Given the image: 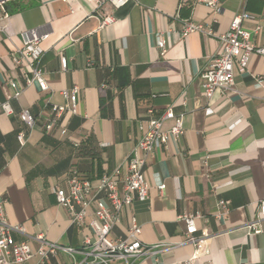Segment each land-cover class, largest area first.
Wrapping results in <instances>:
<instances>
[{
  "label": "crops",
  "instance_id": "crops-1",
  "mask_svg": "<svg viewBox=\"0 0 264 264\" xmlns=\"http://www.w3.org/2000/svg\"><path fill=\"white\" fill-rule=\"evenodd\" d=\"M99 1L116 19L101 30L95 0H0V207L9 225L23 229L14 239L44 236L80 249L90 230L72 222L55 190H68L74 169L94 181L117 169L124 173L150 118L171 109L183 117L184 134L147 156L149 198L124 208L111 238L126 240L136 219L142 243L160 247L131 264H264V57L254 55L248 72L236 74L233 91L207 99L201 76L220 42L202 32L180 39L186 22L220 35L247 12L252 18L242 26L252 33L261 27L254 39L264 47V1L217 0L220 14L197 0H130L119 9ZM37 27L51 33L43 43L47 91L27 86L12 61L22 32ZM161 34L168 41L164 56L157 46ZM74 87L78 113H64L59 127L47 133L51 108H69L64 92ZM9 96L13 115L1 107ZM24 110L35 118L31 129L20 119ZM173 126L174 120L164 123L167 131ZM60 128L67 129L66 137ZM221 201L229 202L224 217ZM195 214L201 216L195 237L209 236L198 258L193 244L181 245L187 229L179 220ZM31 247L36 251L38 243L31 241ZM39 259L35 255L27 264ZM84 260L61 252L49 264H94Z\"/></svg>",
  "mask_w": 264,
  "mask_h": 264
},
{
  "label": "built area",
  "instance_id": "built-area-1",
  "mask_svg": "<svg viewBox=\"0 0 264 264\" xmlns=\"http://www.w3.org/2000/svg\"><path fill=\"white\" fill-rule=\"evenodd\" d=\"M95 1L98 4L99 29L113 25L116 22L113 13L103 9L102 2ZM129 1L108 0V4L112 9H119ZM184 1L182 0L183 3ZM199 3L208 5L217 14L222 12L217 0H197V4ZM251 18L247 12L238 14L232 20L229 31L220 35L214 34L211 29L204 30L201 25L186 22L180 39H185L194 32H202L209 37L216 38L221 45L220 52L210 58L209 64L201 76L204 96L207 99H211L217 91L223 93L233 91L236 74L248 72L249 64L254 55L264 57V47H259L254 39L261 27H257L252 33L242 26L244 21ZM1 30L3 28L0 26ZM50 35L51 33L43 27L25 30L21 34V46L12 54L14 65L21 69L26 77V85H37L41 91L48 90V82L44 77L42 62L45 56L43 43L50 38ZM157 46L161 55L164 56L168 50L167 37L161 34ZM61 63L63 70H66L67 59H62ZM262 82L260 79L257 80L259 85H262ZM64 95L71 105L69 108L60 106L51 108L53 116L46 124L47 133L59 127L60 119L64 113L70 112L73 115L78 113L79 88L74 87L64 92ZM11 100L12 96H9L1 106L6 115L14 114ZM149 113L151 114L152 111ZM206 114L211 115L213 111L207 108ZM19 116L28 128H33L35 118L28 110L22 111ZM167 120H174V126L168 131L164 129V123ZM147 124L148 128L128 160L124 173L117 169L114 173L104 174L94 181L83 177L78 170L74 169L68 178V190H55L58 205L69 212L72 222L81 230L85 228L90 230L89 234L83 236L80 249L61 246L48 241L44 236H37L22 242L16 241L13 233H23V229L20 226L9 225L3 209L0 207V264H27L35 255H39L40 258L36 264H49L50 258L61 252L72 257L81 254L85 258L84 261L91 260L94 264H113L114 262L131 264L132 260L156 254L154 249L160 246L150 248L142 243L140 239L141 227L136 219L132 220L126 240L111 238L114 227L122 221L124 208L137 201L145 202L149 198L150 187L146 182L144 173L147 156L154 151L166 149L171 139L178 140L184 134L183 117H176L171 109L166 110L158 119L150 118ZM60 133L62 137L68 135L66 128H60ZM17 138L22 144L25 142L23 132H20ZM75 146L78 147L77 144ZM157 188L162 192L165 190V185L160 184ZM218 209L221 210L220 217H224L229 212V202H219ZM89 215L91 217L88 222ZM261 215L264 217V204L261 207ZM200 218V214L184 215L179 218L181 222L185 223L187 229V240L181 245L193 244L196 247L194 258H198L205 252L209 237L206 233L202 237H195L198 232L197 220ZM252 227L256 234L261 232L256 228V225L250 228ZM31 241L38 243L36 251L31 247Z\"/></svg>",
  "mask_w": 264,
  "mask_h": 264
}]
</instances>
